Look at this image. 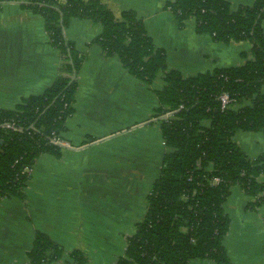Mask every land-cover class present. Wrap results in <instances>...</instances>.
<instances>
[{
	"label": "crops",
	"instance_id": "1",
	"mask_svg": "<svg viewBox=\"0 0 264 264\" xmlns=\"http://www.w3.org/2000/svg\"><path fill=\"white\" fill-rule=\"evenodd\" d=\"M32 1L0 0V111H13L24 99L43 94L65 63L43 18L27 8ZM99 1L118 18L136 12L156 48L165 51L168 72L192 78L251 59L250 42L218 43L198 34L193 20L179 28L166 8L173 0ZM228 1L233 11L255 3ZM102 31L100 24L83 19H72L64 31L84 58L73 76L74 112L60 137L66 145L58 157L44 154L37 160L23 199L0 201V264H31L28 253L37 233L63 247V262L80 251L87 264H115L147 213V197L167 152L156 94L166 85L165 74L152 84L136 79L95 43ZM234 142L251 160L264 156V133L238 132ZM258 180L264 183V173ZM251 202L235 186L224 205L230 229L223 245L232 264H264V207L250 211Z\"/></svg>",
	"mask_w": 264,
	"mask_h": 264
},
{
	"label": "trees",
	"instance_id": "2",
	"mask_svg": "<svg viewBox=\"0 0 264 264\" xmlns=\"http://www.w3.org/2000/svg\"><path fill=\"white\" fill-rule=\"evenodd\" d=\"M27 8L43 18L50 43L65 63L43 94L24 99L13 111H0V201L23 199L30 179L25 171L42 155L61 153L52 140L61 137L74 112L73 76L84 59L64 31L72 19L88 20L103 28L95 43L136 79L152 84L165 74L166 85L156 93L157 116L174 113L172 120L160 121L167 152L147 197V213L115 264H232L223 245L230 229L224 205L231 189L239 186L252 198L248 210L264 207V183L258 180L264 156L251 160L234 142L238 132L264 133V0L237 11L228 0H173L166 5L181 29L193 20L198 34L218 43L252 45L245 65L192 78L168 72L165 51L156 48L132 10L118 18L99 0H33ZM223 94L233 100L227 110H222ZM247 102L252 105L244 106ZM6 124L20 130L14 132ZM63 255L60 244L37 233L28 258L31 264H87L80 251L70 255L71 262H63Z\"/></svg>",
	"mask_w": 264,
	"mask_h": 264
},
{
	"label": "built area",
	"instance_id": "3",
	"mask_svg": "<svg viewBox=\"0 0 264 264\" xmlns=\"http://www.w3.org/2000/svg\"><path fill=\"white\" fill-rule=\"evenodd\" d=\"M220 101H221V105H222V110H227L229 109L230 107L233 106V100L232 98L228 95V94H223L221 97H220ZM173 115L174 113L173 112H170V113H167L166 115L162 116V117H158L159 119V122L163 119L165 121H169V120H172L173 119ZM161 124V123H160ZM6 127L8 129H11L12 131L16 132V131H19L20 129L18 127L15 126V124H6ZM52 142L59 146V147H64L66 144H64L60 138H55L52 140ZM33 169V168H32ZM32 169H27L25 171V173L31 177L32 176Z\"/></svg>",
	"mask_w": 264,
	"mask_h": 264
},
{
	"label": "rangeland",
	"instance_id": "4",
	"mask_svg": "<svg viewBox=\"0 0 264 264\" xmlns=\"http://www.w3.org/2000/svg\"><path fill=\"white\" fill-rule=\"evenodd\" d=\"M147 176H151L152 177V175H147ZM134 217H130V221L133 219Z\"/></svg>",
	"mask_w": 264,
	"mask_h": 264
}]
</instances>
